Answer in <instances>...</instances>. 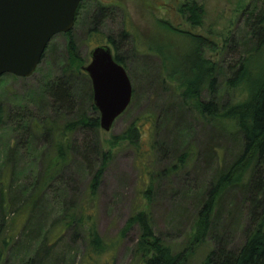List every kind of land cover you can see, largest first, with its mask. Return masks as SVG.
I'll return each mask as SVG.
<instances>
[{"label": "trees", "instance_id": "obj_1", "mask_svg": "<svg viewBox=\"0 0 264 264\" xmlns=\"http://www.w3.org/2000/svg\"><path fill=\"white\" fill-rule=\"evenodd\" d=\"M83 2L84 0L80 1L75 12V24L84 7ZM94 6L88 17V33L91 35L99 31L103 17L112 11V7L108 5L97 3ZM250 7L242 5L240 8L244 13L242 38L237 37L241 31L236 35L230 32V36L225 30L218 34L223 48L228 40L232 48H240L238 58L227 64H217L204 55L205 50L216 51L220 48H216L208 37L191 30L176 31L179 37H186L188 67L186 70L171 68L174 72L170 70L169 77L178 78L179 86L176 89L180 94L182 107L187 110L189 108L205 122L224 121L229 128H235L239 143L237 142L235 155L231 158L219 150L213 153V179L205 180L198 188L196 203L200 205L195 217L196 234L191 245L176 251L153 232L147 212L139 209L129 216L125 229L137 224L140 233L130 249L132 264H184L193 255L194 244L201 243L208 236L216 205L223 198L224 190L230 187L239 188L242 204L248 209L249 223L245 228L243 242L236 249L230 248L227 241L216 234L213 236L214 246L206 252L200 264H264V0H253ZM178 11L184 14L193 29L203 26L206 14L203 5L188 0L179 6ZM121 28L120 38L125 39L130 34V29L127 23H122ZM210 31L208 30L209 34ZM71 33L72 30L64 34ZM106 40L115 46L111 36H107ZM67 41L57 74L48 73L37 90L26 97L17 98L13 110L5 109V101H0V124L5 118H9L10 132L22 136V145L19 142L15 144L25 149L34 147L37 154L35 157L42 162L35 172L30 173L27 184L21 183L18 186L13 181L15 174L11 175V183L7 181L4 185L0 182L2 198V192L6 191L5 187L7 189L4 200L9 211L17 213L13 217L9 237L1 240L0 260L4 248L17 235L13 232L16 225L22 227V233L30 241L37 237L40 239L38 250L33 258L27 260V264H34L35 260L38 264L65 263L68 257H72V249L60 250L67 232L72 241L75 242L79 237L84 241V257L87 259L85 264H106L109 259L105 257L99 263L100 257L114 251V248L110 251L105 239L98 233L93 205L101 176L112 154L99 142V110L93 102L90 78L82 71L83 58L78 56L71 35ZM95 42L94 46L102 43ZM114 59L124 66L117 53ZM6 75L14 78L12 74ZM88 111H91L90 114ZM146 120L148 119L138 122L136 119L123 133L113 137L117 142L125 140L133 145L139 157L146 156L147 151L154 147V143L148 148L144 144L150 142L156 120H148L153 127L145 138L141 125ZM76 131L83 134L87 132L83 138L80 161L76 163L79 170L76 171L82 175H90L87 191L77 201L67 198L68 191L74 189L66 173L70 163H73L72 152L78 147L74 138ZM88 133L96 134L97 141L89 139ZM179 138L180 136L174 139L172 148L168 147L173 162L164 171L169 173L187 166L194 155L198 158L195 148H186L184 143L178 144ZM37 141H42L39 146ZM9 143L8 139L6 145L10 149L9 156L12 157L17 147L14 148ZM92 158L97 159V162ZM147 174L144 167L141 175L145 177ZM151 183L152 179L146 191H151ZM47 196H51L52 200L50 211L47 210L50 205ZM54 203L60 204L56 211L53 209ZM17 218L19 219L16 220ZM45 218L47 221H54L44 235H41L42 230L46 229L45 224H42L46 221ZM75 255L74 253V257Z\"/></svg>", "mask_w": 264, "mask_h": 264}, {"label": "rangeland", "instance_id": "obj_2", "mask_svg": "<svg viewBox=\"0 0 264 264\" xmlns=\"http://www.w3.org/2000/svg\"><path fill=\"white\" fill-rule=\"evenodd\" d=\"M185 1L188 0H84L79 20L71 28L70 35L75 41L76 52L83 58L84 64L90 60L89 51L94 47L95 41L108 43L106 37L111 36L115 46L108 44L112 46L114 54L117 53L124 62L133 87L128 109L115 119L108 132L101 128L98 131L99 142L105 150H110L112 156L101 176L97 197L93 203L95 224L110 251L114 248L113 253H104L99 263L105 257L109 259L106 264L133 263L130 249L139 237V227L135 224L125 229V225L129 216L139 209L147 212L153 232L164 243L171 245L176 251L191 245L196 234L195 217L200 205L196 203L198 188L205 180L213 179V153L219 150L231 158L235 155L237 142L239 143L235 128H229L224 121L205 122L189 108L187 110L182 107L180 94L176 89L179 86L178 78L169 77V72H174V69L186 70L188 67L186 37H179L178 32L191 30L208 37L216 48H223L221 36L218 34L222 30L234 35L241 31L237 37L242 38L244 13L240 8L242 5L250 7L253 0H189L203 5L206 13L203 26L194 29L184 14L178 11ZM97 3L111 6L112 11L103 17L99 31L93 33V36L88 33V17ZM122 23H127L130 29V34L125 39L120 38ZM208 30H211L210 34ZM70 35L58 33L49 41L37 70L30 76L14 75V78H10L5 74L0 78V101H5V109L13 110L17 98L26 97L33 90H37L48 73L55 75L59 72V64L63 60L62 55ZM220 48L216 51L205 50L204 55L222 65L238 58L240 48H232L230 40L226 42L225 48ZM90 112L88 111L89 114ZM145 118L153 122L156 120L151 140L144 144L148 148L154 143V147L150 151L147 149L146 156L139 157L133 145L125 140L117 142L113 137L123 133L136 119L139 122ZM9 120L5 118L0 124V182L4 185L7 181L11 183V175L15 174L13 181L19 186L21 183H28L30 173L39 167L40 160L35 157L37 154L34 147L25 149L15 144L19 142L22 145V136L10 132ZM148 120L141 125L145 138L153 127ZM84 134L81 131L75 132L74 138L78 147L72 152L73 163H70L66 172L74 189L68 191L67 198L75 201L85 195L90 176L76 171L79 170L76 163H79L82 155ZM87 135L89 139L97 141L96 134ZM178 136V144L184 143L186 148H195L198 158L194 155L187 166L169 173L164 171L173 162L168 147L172 148L174 139ZM8 139L12 147H17H14L16 152L12 157L9 156L10 149L6 145ZM41 142L37 141V146ZM92 159L97 162V159ZM144 167L148 171L147 177L141 175ZM151 179L152 189L146 191ZM5 190L7 191L6 187ZM6 191L2 192L3 198L0 194V249L1 240L9 237L13 217L17 214L16 211H9L6 205ZM222 195L223 198L216 205L208 236L201 243L194 244L193 255L184 264H200L206 252L214 246L213 236L216 234L222 236L230 248L236 249L243 242L249 217L248 209L243 205L242 194H239L238 187H230ZM47 198L50 203L47 210L50 211L51 196ZM59 207L60 204L54 203L55 211ZM53 221L46 220L42 223L46 229L42 230L41 235L53 225ZM16 227L13 232L17 235L4 248L0 264H27V260L33 258L39 248L38 237L30 241L22 233V227ZM64 236L61 246L63 248L59 249H72V257L60 264H85L87 259L84 257V241L80 237L75 242L72 241L68 232ZM34 264H38L37 260Z\"/></svg>", "mask_w": 264, "mask_h": 264}, {"label": "water", "instance_id": "obj_3", "mask_svg": "<svg viewBox=\"0 0 264 264\" xmlns=\"http://www.w3.org/2000/svg\"><path fill=\"white\" fill-rule=\"evenodd\" d=\"M81 0H0V77L33 74L49 41L68 33ZM82 66L90 78L99 125L111 129L130 104L133 87L124 66L108 43L94 46Z\"/></svg>", "mask_w": 264, "mask_h": 264}, {"label": "flooded vegetation", "instance_id": "obj_4", "mask_svg": "<svg viewBox=\"0 0 264 264\" xmlns=\"http://www.w3.org/2000/svg\"><path fill=\"white\" fill-rule=\"evenodd\" d=\"M110 44V43H109ZM99 45V44H98ZM111 45V44H110ZM96 46V45H95ZM112 47V46H111ZM113 54H114V52H113ZM114 57H115V54H114Z\"/></svg>", "mask_w": 264, "mask_h": 264}]
</instances>
